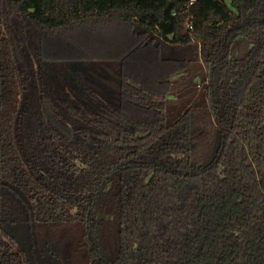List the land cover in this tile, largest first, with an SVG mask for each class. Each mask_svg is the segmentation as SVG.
<instances>
[{"label":"trees","instance_id":"1","mask_svg":"<svg viewBox=\"0 0 264 264\" xmlns=\"http://www.w3.org/2000/svg\"><path fill=\"white\" fill-rule=\"evenodd\" d=\"M0 264H264V0H0Z\"/></svg>","mask_w":264,"mask_h":264},{"label":"rangeland","instance_id":"2","mask_svg":"<svg viewBox=\"0 0 264 264\" xmlns=\"http://www.w3.org/2000/svg\"><path fill=\"white\" fill-rule=\"evenodd\" d=\"M170 8L171 7L166 10L165 15L167 17V22L164 24L163 27V31L168 35L172 34L174 22L171 14L172 10ZM231 55L235 58L248 56V44L243 36H238L234 41ZM173 91L174 94L177 96L174 98V105H170L169 107V120L174 119V117L181 113L185 109L188 101L189 104H193V102H196L199 105V107H196L197 113H195L194 117L193 131L196 132L198 140L200 142V146L197 148L199 151V156H201L199 157V160H203L205 156L212 154V152L214 151L218 140V131L214 128V125L209 120L208 115H206L207 111L203 109L200 97H197L198 88L195 86L193 79L191 81L189 79L185 80L182 77L175 76ZM195 162L197 163V161Z\"/></svg>","mask_w":264,"mask_h":264},{"label":"built area","instance_id":"3","mask_svg":"<svg viewBox=\"0 0 264 264\" xmlns=\"http://www.w3.org/2000/svg\"><path fill=\"white\" fill-rule=\"evenodd\" d=\"M193 0H191L192 2ZM190 17V16H189ZM189 17H187V20L185 21V25L187 28H190L191 27V24H190V21H189Z\"/></svg>","mask_w":264,"mask_h":264}]
</instances>
